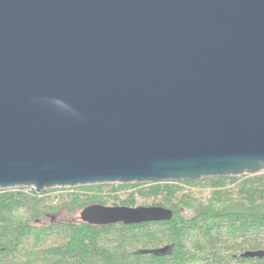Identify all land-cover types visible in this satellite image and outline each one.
<instances>
[{"label": "water", "instance_id": "95a60500", "mask_svg": "<svg viewBox=\"0 0 264 264\" xmlns=\"http://www.w3.org/2000/svg\"><path fill=\"white\" fill-rule=\"evenodd\" d=\"M263 172L264 0H0V190ZM79 218L172 211L95 204Z\"/></svg>", "mask_w": 264, "mask_h": 264}, {"label": "trees", "instance_id": "16d2710c", "mask_svg": "<svg viewBox=\"0 0 264 264\" xmlns=\"http://www.w3.org/2000/svg\"><path fill=\"white\" fill-rule=\"evenodd\" d=\"M107 185V184H104ZM0 190V264H264V172L157 184ZM161 206L165 222L98 226L90 205ZM170 249L154 255L142 251Z\"/></svg>", "mask_w": 264, "mask_h": 264}, {"label": "rangeland", "instance_id": "374dc122", "mask_svg": "<svg viewBox=\"0 0 264 264\" xmlns=\"http://www.w3.org/2000/svg\"><path fill=\"white\" fill-rule=\"evenodd\" d=\"M116 185H118V184H115V186ZM96 186H99V185H96ZM101 186H103V189H107V188H109V187H111L112 186V184H107V185H101ZM81 186H79V187H77V188H80ZM76 188V187H75ZM60 189H65V190H72V189H74V188H60ZM65 190H61V191H59V192H61V193H64L65 192Z\"/></svg>", "mask_w": 264, "mask_h": 264}]
</instances>
